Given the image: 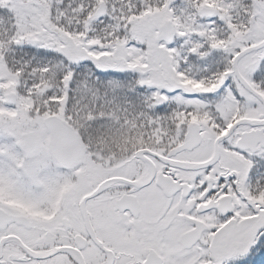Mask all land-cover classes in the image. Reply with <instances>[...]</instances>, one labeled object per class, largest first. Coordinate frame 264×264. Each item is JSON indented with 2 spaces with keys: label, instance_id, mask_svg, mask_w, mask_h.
<instances>
[{
  "label": "snow or ice",
  "instance_id": "1",
  "mask_svg": "<svg viewBox=\"0 0 264 264\" xmlns=\"http://www.w3.org/2000/svg\"><path fill=\"white\" fill-rule=\"evenodd\" d=\"M0 264H264V0H0Z\"/></svg>",
  "mask_w": 264,
  "mask_h": 264
}]
</instances>
